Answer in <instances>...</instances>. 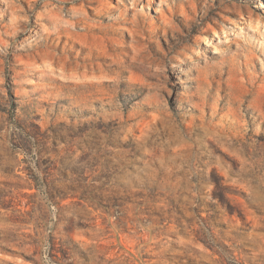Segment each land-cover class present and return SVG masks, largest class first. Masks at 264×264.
I'll list each match as a JSON object with an SVG mask.
<instances>
[{"label": "rangeland", "instance_id": "rangeland-1", "mask_svg": "<svg viewBox=\"0 0 264 264\" xmlns=\"http://www.w3.org/2000/svg\"><path fill=\"white\" fill-rule=\"evenodd\" d=\"M0 264H264V0H0Z\"/></svg>", "mask_w": 264, "mask_h": 264}]
</instances>
